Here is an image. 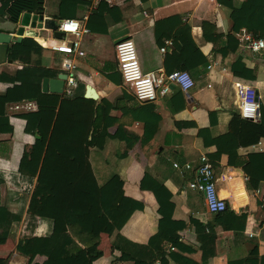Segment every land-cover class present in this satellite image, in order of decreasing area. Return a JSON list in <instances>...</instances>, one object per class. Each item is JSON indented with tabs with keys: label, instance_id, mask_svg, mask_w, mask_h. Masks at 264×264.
I'll list each match as a JSON object with an SVG mask.
<instances>
[{
	"label": "crops",
	"instance_id": "1",
	"mask_svg": "<svg viewBox=\"0 0 264 264\" xmlns=\"http://www.w3.org/2000/svg\"><path fill=\"white\" fill-rule=\"evenodd\" d=\"M245 1L103 0L96 3L95 0H67L66 9L61 7V0H44V23L40 22L36 27L37 35L26 33L22 40L28 38L31 41L0 45V73H14L24 66L40 63L58 70L56 77H49L55 81L62 73V54L44 47L36 49L39 43L32 36L43 39L50 34L47 28H50L48 22L51 19L47 16H54L56 23L59 17L84 19L89 32L82 37L85 56L75 57L78 92L85 95L88 85L94 87L98 97L87 98L105 105L112 121L103 145L90 150L91 165L101 184L119 174L124 180L125 195L144 206L132 214L121 233L139 243H147L156 233L160 214L153 188L163 185L172 193L173 216L187 222L180 234L182 240L195 250L190 256L199 264H227L230 259L247 256L255 246L264 256V161L258 159L251 164L252 155L264 154V135L255 139L254 134L248 132L246 122L233 119L234 114L240 113L233 85L237 78L252 83L261 95V106L264 105V48L258 52L243 51L234 38L236 26H240L239 30L246 28L238 15ZM259 23L262 32L258 31V34L264 38V14ZM19 25L20 20L14 22L6 15L0 17V33L11 34L14 39ZM187 27L192 37L188 45L191 52L195 51L196 58L200 51L206 58V63L199 64L192 72L195 85L186 92L172 84L168 94H159L151 103H142L118 69V40L125 36L134 40L144 71L163 69L169 73L182 63L173 54L174 38ZM162 46H166L164 52ZM239 58L252 71L253 79L233 73L232 65ZM210 63L216 65L208 69ZM9 85L0 80V92ZM11 104L7 105V113L17 117L22 130L16 138L13 137L14 127L11 132L0 133L1 176L6 171L4 168L17 169L23 151L35 139L25 131L26 120L17 115L20 112L10 108ZM261 116L258 120L244 119L258 122ZM202 153L208 155L214 167L220 195L237 214L246 213L243 230L234 231L231 224L216 228V255L206 263L201 262L200 242L190 219L208 223L216 214L209 212L204 194L189 187L193 171H181L173 165L174 161L197 164ZM246 169L253 170V179H249ZM253 183L260 190L258 195L251 188ZM243 191L248 195V203L243 207L232 205L234 194ZM29 193L23 195L11 189L6 181L0 182V204L21 210L22 219L27 215L31 191ZM48 232L50 226L45 223L34 235ZM8 242L9 239L0 244V258H7ZM99 248L103 255L95 264L132 263L117 258L119 252L112 251L107 233L100 234ZM24 260L26 264L28 257L24 256ZM169 264L175 263L170 261Z\"/></svg>",
	"mask_w": 264,
	"mask_h": 264
},
{
	"label": "trees",
	"instance_id": "2",
	"mask_svg": "<svg viewBox=\"0 0 264 264\" xmlns=\"http://www.w3.org/2000/svg\"><path fill=\"white\" fill-rule=\"evenodd\" d=\"M0 2V17L6 15L14 22H18L25 11L44 12V0ZM60 4L67 9V0H61ZM263 14L264 0H246L238 10L242 24L257 37H261L258 34V31L262 32L259 18ZM236 28L238 31L240 26ZM234 38L238 46L237 35ZM27 41L31 40L24 38L19 43ZM191 42L188 27L174 38L173 54L182 62L174 70L186 69L192 74L195 67L206 63L200 51L195 58V51L192 53L188 46ZM232 71L239 77L254 78L240 58L232 65ZM57 74L58 70L40 63L24 66L14 73H0V80L10 83L5 91L0 92V133L13 131L11 115L7 113L8 104L24 99H33L38 104L36 110L17 113L26 120L25 131L35 136L34 142L23 151L17 169L3 167L6 171L0 175V182L6 181L11 189L23 195L31 191L27 215L22 219L21 210L15 211L7 204H0V244L15 238L19 226L23 225L16 251L28 257L26 264H95L103 255L99 244L100 234L104 232L111 238L112 251L119 252L117 258L131 260V264H155L157 261L161 264H169L170 261L199 264L190 256L195 250L182 240L180 234L187 222L173 216L175 204L172 193L163 185L153 188L160 214L156 233L147 243L132 241L121 233L132 214L144 206L125 195L124 180L119 174L101 184L93 171L90 150L92 147L100 148L108 137V128L112 124L109 113L105 105L85 97L77 87L72 95L44 92L43 79ZM261 110L258 122L244 119L240 113L234 114L233 118L246 122L248 132L254 134L255 139L264 135V105ZM251 157L253 165L258 159L264 161V154ZM246 173L249 179L255 176L253 170L246 169ZM251 188L255 189L257 185L253 183ZM245 216L246 213L237 214L227 205L208 223L191 217L200 242L202 263L216 255V228L231 224L234 231L243 230ZM45 223L49 224L50 232L34 235ZM8 263L9 258H0V264ZM227 264H264V256L255 246L247 256L230 259Z\"/></svg>",
	"mask_w": 264,
	"mask_h": 264
},
{
	"label": "built area",
	"instance_id": "3",
	"mask_svg": "<svg viewBox=\"0 0 264 264\" xmlns=\"http://www.w3.org/2000/svg\"><path fill=\"white\" fill-rule=\"evenodd\" d=\"M96 3L103 0H95ZM112 2L113 0H105ZM48 19L55 20L54 16H47ZM50 31L48 36H44L43 40L32 36L41 47L51 49L61 53L60 69L66 74L63 83L64 95H72L74 89L79 83L77 75L78 64L75 57L85 56V50L82 48V37L89 32L83 18L78 17H59L57 19L56 28H47ZM55 30L62 32V37L55 36ZM239 47L241 50H250L258 52L264 48V38L257 37L252 32L243 28L236 33ZM17 37V34L14 36ZM16 42L14 38L9 41V44ZM164 52L166 46H162ZM116 56L118 60V69L120 70L124 82L134 92L136 98L144 104L155 101L159 94H168L171 91L172 84L183 91L190 90L195 85V80L192 74L186 69H177L169 73L163 69L152 71H144L141 66L138 50L134 40L127 37L116 44ZM216 64L210 63L207 68L212 69ZM234 88L238 97V105L240 115L243 118L258 120L261 116V95L257 88L249 82L241 79H235ZM211 86V84H209ZM14 112L32 111L38 108V104L33 99H24L14 102L10 105ZM15 115H11L10 119L13 122L14 129L16 125ZM175 168L184 170H192L193 178L189 181L190 188L202 192L206 199V204L209 212L217 213L227 208L228 202L222 197L217 187L218 177L216 176L214 167L210 158L206 153H202L197 164L185 162L180 164L177 161L173 162ZM260 190L254 189V194L258 195ZM232 205L243 207L248 203V195L243 192H236L233 196ZM264 203V197H262ZM157 264H160L157 261Z\"/></svg>",
	"mask_w": 264,
	"mask_h": 264
},
{
	"label": "water",
	"instance_id": "4",
	"mask_svg": "<svg viewBox=\"0 0 264 264\" xmlns=\"http://www.w3.org/2000/svg\"><path fill=\"white\" fill-rule=\"evenodd\" d=\"M44 23V15L43 14H38V13H33L31 11H25L23 12V14L21 15L20 18V25L17 28L16 34H17V38H15V41H21L23 37L26 36V31H25V27L26 26H32V27H37L39 23ZM49 27L52 29L56 28V22L55 20H49ZM55 36L56 37H62V32L61 31H57L55 30ZM2 36V38H0V45H7L9 43V41H11L12 36L11 34H5V33H0V36ZM6 38V39H3ZM127 38V36L122 37L118 40L121 41L123 39ZM4 43V44H3ZM8 46V45H7ZM66 78V74L65 73H61L59 74L58 79H56L55 81L49 77H45L43 79V83H42V90L44 92H57V93H61L63 91V83H64V79ZM86 97H91V98H97L98 94L95 91L94 87H92L91 85L87 86L86 89ZM36 137H39V135L37 134ZM216 214V213H213Z\"/></svg>",
	"mask_w": 264,
	"mask_h": 264
},
{
	"label": "rangeland",
	"instance_id": "5",
	"mask_svg": "<svg viewBox=\"0 0 264 264\" xmlns=\"http://www.w3.org/2000/svg\"><path fill=\"white\" fill-rule=\"evenodd\" d=\"M14 124L16 125V128L14 129L13 137L16 138L19 135V131L22 129H21V126H19L20 124L16 120H14ZM25 224L27 226V222H25ZM22 226H21L20 231L22 230ZM19 228H20V226H19ZM15 245H16V239L15 238H9V242L6 245V257L9 258L10 264H25L24 256L19 254L16 251Z\"/></svg>",
	"mask_w": 264,
	"mask_h": 264
},
{
	"label": "bare ground",
	"instance_id": "6",
	"mask_svg": "<svg viewBox=\"0 0 264 264\" xmlns=\"http://www.w3.org/2000/svg\"><path fill=\"white\" fill-rule=\"evenodd\" d=\"M25 31H26V33H29L30 35H32V34L37 35L36 27H32L30 25L25 27Z\"/></svg>",
	"mask_w": 264,
	"mask_h": 264
}]
</instances>
